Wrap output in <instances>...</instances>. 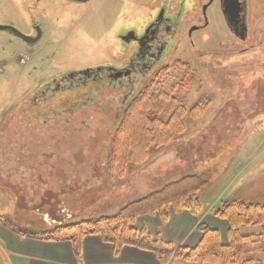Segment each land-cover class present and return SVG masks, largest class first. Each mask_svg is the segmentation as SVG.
<instances>
[{
  "label": "rangeland",
  "instance_id": "obj_1",
  "mask_svg": "<svg viewBox=\"0 0 264 264\" xmlns=\"http://www.w3.org/2000/svg\"><path fill=\"white\" fill-rule=\"evenodd\" d=\"M161 1L0 0V24L14 17L23 33L32 35V24L41 31L28 43L0 30L1 226L40 233L57 223L111 216L193 175L207 182L194 195L201 213L205 202L223 192L224 198H236L214 209L232 200L264 205V0H239L244 39L227 29L221 0H165L177 22L174 37L129 92L128 80L121 88L108 79L65 83L44 105L30 108L46 82L122 66L126 47L118 35L149 19ZM193 25L203 28L189 36ZM178 63L184 71L176 69ZM158 89L170 99L156 116L166 120L182 105L184 131L151 147L141 163L127 164L122 175L113 174L119 97L141 91L157 95ZM263 230L264 224L241 232ZM0 264H9L1 239Z\"/></svg>",
  "mask_w": 264,
  "mask_h": 264
},
{
  "label": "trees",
  "instance_id": "obj_2",
  "mask_svg": "<svg viewBox=\"0 0 264 264\" xmlns=\"http://www.w3.org/2000/svg\"><path fill=\"white\" fill-rule=\"evenodd\" d=\"M184 68V64L176 65L177 70L184 71ZM160 90L158 89L157 95L150 94V91L136 93L121 108L118 115L120 123L111 145L109 169L113 174L122 175L127 164L141 163L147 158L151 147L163 145L184 131L182 118L186 110L182 105L177 104L166 120L156 116L165 112V102L170 99L168 93ZM194 110H197V107L191 112ZM206 183L200 175L186 177L141 199L129 202L114 215L73 223H57L40 233L26 232L11 224L7 225L21 235L30 233L52 241L69 240L77 259L82 238L86 235H97L112 244L115 250L131 246L162 257H167V252H170L177 259L197 264H251L254 261L252 255L264 254V230L258 234H243L241 229L264 224L262 204L232 200L213 209L214 216L228 223L226 244L220 242L217 230L204 224L198 226L201 239L196 246L176 249H172L166 242L152 239L144 229L137 230L134 227L136 218L143 215L158 214L162 221L167 219L170 211H189L199 216L200 204L194 195L202 190ZM258 264L264 262L258 261Z\"/></svg>",
  "mask_w": 264,
  "mask_h": 264
},
{
  "label": "crops",
  "instance_id": "obj_3",
  "mask_svg": "<svg viewBox=\"0 0 264 264\" xmlns=\"http://www.w3.org/2000/svg\"><path fill=\"white\" fill-rule=\"evenodd\" d=\"M258 174V172H254L253 178L257 179L255 177ZM210 184L212 183L210 182ZM235 195L224 198L223 192L221 197L219 195L213 197L208 203L205 202L204 209L199 216H195L189 211L179 213L170 211L167 219L162 221L158 214L143 215L136 218L134 227L137 230L144 229L152 239L166 242L172 249H176L196 246L201 239L198 226L204 224L217 230L220 242L226 244L228 223L226 220L214 216L211 210L223 200L235 199ZM256 197L260 198L259 195ZM242 199H245L244 196ZM51 227L49 225L47 228ZM241 230L244 233L247 227H243ZM0 239L7 251L9 264H197L177 259L172 256L173 253L162 257L154 252L131 246H123L115 250L112 244L103 241L97 235H86L82 238L79 245V259L75 257L72 243L69 240L35 239L22 236L1 225ZM251 258L254 260L251 264H258V261L264 262V254L252 255Z\"/></svg>",
  "mask_w": 264,
  "mask_h": 264
},
{
  "label": "flooded vegetation",
  "instance_id": "obj_4",
  "mask_svg": "<svg viewBox=\"0 0 264 264\" xmlns=\"http://www.w3.org/2000/svg\"><path fill=\"white\" fill-rule=\"evenodd\" d=\"M17 1L19 2V0H11L12 3ZM20 1L25 2V0ZM164 1L160 2L155 11L152 9L154 14L151 13L152 15L150 14L151 16L149 19H147L149 16L147 15L146 20H143L141 25L136 28L127 29L118 35L121 44L126 47L124 54H122L125 57V62L122 66H101L95 69H90L87 72H80L77 76L75 75L76 77H74V79L66 80L64 79V76H60L46 82L38 88L40 91L38 90L39 92H36L32 101L33 104L31 103L30 108L32 109V107L36 104L41 105L43 103L44 105L48 99L55 94V91L64 88L65 83H67V85L71 84L78 86L86 85L90 81L97 82L99 79H108L115 88H121V86L123 87L128 80L129 83L127 85V91L129 92L128 89L132 87V81L135 80V78L138 79L144 75L157 61H159L160 58L165 55L166 48L174 37L173 33L177 27V22L174 19V14L169 11L168 3H164ZM221 1V10L223 16L226 18L227 29L235 35L236 38L244 39L242 4L239 0ZM32 7L33 6L30 5L27 8L31 9ZM15 10L16 7L12 6V15H14ZM8 21L9 22L0 24V26H2L0 30L7 31L14 37H18L28 43L36 42L41 35L40 28L36 25H30L31 28L33 27L30 32L33 33L32 35H27L20 31L18 23L15 22L14 17H11V20ZM202 28L203 25H193L188 31V35L191 36L193 32ZM73 76L74 75H70L69 78H72ZM75 78H78L77 82L75 81ZM130 95L131 94L126 93L119 97V102L122 103V107L132 97Z\"/></svg>",
  "mask_w": 264,
  "mask_h": 264
},
{
  "label": "water",
  "instance_id": "obj_5",
  "mask_svg": "<svg viewBox=\"0 0 264 264\" xmlns=\"http://www.w3.org/2000/svg\"><path fill=\"white\" fill-rule=\"evenodd\" d=\"M74 1H87V0H74ZM2 28V26H0ZM30 42V41H29ZM33 42V41H32ZM86 72V71H85ZM82 73V72H81Z\"/></svg>",
  "mask_w": 264,
  "mask_h": 264
},
{
  "label": "built area",
  "instance_id": "obj_6",
  "mask_svg": "<svg viewBox=\"0 0 264 264\" xmlns=\"http://www.w3.org/2000/svg\"><path fill=\"white\" fill-rule=\"evenodd\" d=\"M21 62L23 61V59L20 60Z\"/></svg>",
  "mask_w": 264,
  "mask_h": 264
}]
</instances>
